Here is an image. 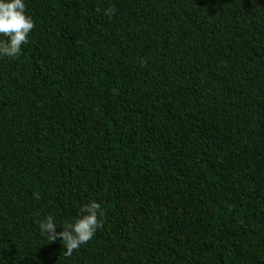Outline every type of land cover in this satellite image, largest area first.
<instances>
[{
	"label": "trees",
	"instance_id": "obj_1",
	"mask_svg": "<svg viewBox=\"0 0 264 264\" xmlns=\"http://www.w3.org/2000/svg\"><path fill=\"white\" fill-rule=\"evenodd\" d=\"M25 2L0 58V264H264V0ZM90 199L102 227L65 256L37 221Z\"/></svg>",
	"mask_w": 264,
	"mask_h": 264
},
{
	"label": "clouds",
	"instance_id": "obj_2",
	"mask_svg": "<svg viewBox=\"0 0 264 264\" xmlns=\"http://www.w3.org/2000/svg\"><path fill=\"white\" fill-rule=\"evenodd\" d=\"M25 0H0V58H15L27 43L29 33L35 27L31 15L25 11ZM104 14L114 15L115 8L105 9ZM39 199V193L33 194ZM104 211L100 202L90 199L79 206L78 213L63 226L52 215H45L37 221L38 232L47 241L59 238L62 241L64 255L71 256L73 251L92 239L102 227ZM60 225L62 230L57 232Z\"/></svg>",
	"mask_w": 264,
	"mask_h": 264
}]
</instances>
